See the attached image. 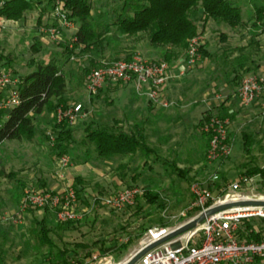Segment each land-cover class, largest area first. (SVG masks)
I'll use <instances>...</instances> for the list:
<instances>
[{"label": "rangeland", "instance_id": "rangeland-1", "mask_svg": "<svg viewBox=\"0 0 264 264\" xmlns=\"http://www.w3.org/2000/svg\"><path fill=\"white\" fill-rule=\"evenodd\" d=\"M88 1L97 23L100 21L99 16L109 22L108 13L121 0ZM242 2L243 26L239 27L240 33L244 32L242 39L239 40L236 34L216 36L215 41H212L211 51L217 57L209 65L206 62L204 64L203 57L192 70L199 72L204 67L199 75L208 81H203L201 87H208L206 82H219L214 92L211 91V96L216 98V107L209 117L216 115L229 120L231 153L226 159L212 163L207 162L206 142L202 140L200 144L197 133L193 138L197 141L192 140L191 144L186 140L185 133L177 132L172 143L174 145L167 151H161L159 157H146L139 152L129 157L127 163L124 160L126 156L99 159L93 146L81 143L84 130L90 124L95 128L115 131L117 128L125 130L124 126L136 121L140 104L144 103L146 97L143 93L138 94L132 83H111L95 94H88L84 89V82L89 71L103 61L128 59L134 54L147 56L144 49L160 48L162 54L164 48L151 45L145 34L127 38L112 30L102 49L84 51L81 46L74 48V35L78 26L74 22L69 24L54 17L51 11L42 16L38 10L28 11L19 21L0 19V53L11 61L10 67L0 65V71L18 78L30 73L35 64L55 60L67 79L64 96L66 106L82 105L81 116L74 124L67 126L70 141L65 154L58 156L53 143L45 139L48 133H52L54 139L57 136L54 110H47L34 117L38 142L13 140L0 145V217H6L1 223L14 228L13 239L8 238L7 247L6 242L3 243L5 258L9 264H62V259L68 260L69 264H76L75 260L82 259L87 264L93 254L101 253H108L115 262L122 261L137 247L148 229H174L194 216L195 212L189 211L193 201L189 190L192 183L205 185L214 196H220L228 191L233 182L247 176L245 172L248 168H264V113L258 106L244 108L236 104L230 107L226 105L245 75H264V71H252L242 73L236 79V73L231 72L235 63L229 58L235 55V48L242 49L244 56L252 61V65L247 63L250 68L264 66V35L253 37L248 31L254 21L253 10L264 3V0ZM236 3L240 5L239 2ZM223 26L228 28L225 24ZM51 29L56 31L54 36L47 33ZM66 46L68 50H73L69 57L64 53ZM176 53L173 65L179 67L185 52L177 49ZM179 79L180 82L184 81L183 77ZM222 79L227 87H223ZM7 94L8 89H0V99ZM177 104L174 101L168 109L178 107ZM221 106L228 109V115L224 114ZM150 135L147 126V141ZM244 135L250 138L248 153L243 147ZM148 144L150 145L149 141ZM62 156H67L69 162L66 167L59 168L58 162ZM163 156L169 162H175L182 173L171 171V167L164 163ZM124 163L126 169L120 167ZM7 174H11L13 178L5 177ZM59 174L62 179L58 177ZM76 177L82 178L81 202L77 200L76 208L80 217L76 221L59 222L48 210L20 209L24 189L31 187L44 190V184L45 190L58 191L68 185L73 187ZM249 178V191L264 195V179L260 176ZM54 187L58 190L53 189ZM126 188L140 191L133 205L120 210L106 206L107 199ZM145 192L154 196L152 203L142 197ZM182 213L185 214L184 217L181 216ZM40 220L44 221L49 230L52 248L39 242L36 223ZM248 223L254 230L264 234V220L257 219ZM244 227L245 225L241 226V231ZM107 248L112 249L105 252ZM260 264H264V259H261Z\"/></svg>", "mask_w": 264, "mask_h": 264}, {"label": "built area", "instance_id": "built-area-1", "mask_svg": "<svg viewBox=\"0 0 264 264\" xmlns=\"http://www.w3.org/2000/svg\"><path fill=\"white\" fill-rule=\"evenodd\" d=\"M6 1L0 0V8ZM51 13L54 17L73 24L62 3L56 2ZM47 33L54 36L56 31L51 29ZM203 41L201 34H197L188 41L184 59L176 73L178 78L186 76L202 61ZM170 78L168 62L150 60L141 54H134L128 59L103 61L89 71L84 83L85 91L88 94H95L111 83H132L136 92L145 94L152 106L168 109L173 105V102L165 98L163 87ZM17 83L18 78H12L0 71V89H8L5 98L0 99L2 119H5L10 109L18 104V93L15 90ZM236 98L242 107L258 106L264 113V75H245L238 86ZM81 114V104H73L66 108L63 105H58L55 111V121L58 124L63 121L74 124ZM199 130L207 137L208 144L205 151L207 162H218L229 157L231 147L227 118L213 115L199 126ZM47 135L49 141L53 143L52 133ZM68 162L69 158L62 156L58 162L59 168L66 167ZM58 177L62 179L61 174ZM250 182L251 179L248 176H243L233 182L228 191L220 196H214L213 192L205 185L197 182L192 183L189 190L193 201L189 211H194L195 214L187 222L204 214L207 210L223 204L264 203L263 194L249 191L247 186ZM139 193L140 191L136 188H126L114 197L107 199L105 204L113 210H120L133 205ZM20 205L22 210L26 208L48 210L54 214L57 221L63 223L76 221L80 217L76 209L77 196L71 185L58 191L28 187L23 191ZM181 216L184 217L185 214L182 213ZM257 219L264 220V204L235 206L221 210L205 216L202 223L195 228L150 249L134 264H254L257 259H264V239L247 241L239 236V230L245 222ZM4 220L6 217H0V223ZM177 228L154 227L148 229L137 247L122 261L115 262L108 253H101L93 254L86 263L128 264L139 252L167 238Z\"/></svg>", "mask_w": 264, "mask_h": 264}, {"label": "trees", "instance_id": "trees-1", "mask_svg": "<svg viewBox=\"0 0 264 264\" xmlns=\"http://www.w3.org/2000/svg\"><path fill=\"white\" fill-rule=\"evenodd\" d=\"M56 2L63 4L68 12V18L78 26L74 35V48L81 46L84 51L102 49L106 37L111 34L112 30L127 38H137L145 34L151 45L164 48L162 60L166 62L176 59L177 49L185 52L188 41L197 34H201L199 25L207 20L232 28L243 26L242 9L240 5H237L236 0H121L108 13L109 22H105L99 16L100 21L97 23L93 18L92 6L88 0H7L0 8V19L19 21L26 12L32 10H38L42 16L47 11H51ZM251 27L253 36L264 34V3L254 9V21ZM64 53L69 57L73 50H68L66 46ZM202 53L204 54L203 49ZM0 65L11 66V61L1 53ZM33 68L27 75L18 77L15 87L18 93V104L10 109L5 119H2V115L0 116V145L13 140L32 142L36 135L34 117L47 110L56 111L60 104L67 107L64 102L67 79L55 60L35 64ZM238 78L239 76L236 75V79ZM224 111V114L228 115L227 110L224 109ZM67 126L66 121L61 124L55 121L54 124L57 136L52 146L58 156L65 154L68 149L70 130ZM45 139L49 141V136L46 135ZM243 139L244 150L248 153L250 138L244 135ZM81 143L93 146L97 157L104 160L116 156H133L139 152L149 157L153 151L140 131V127L125 130L117 128L111 131L95 128L90 124L84 130ZM163 161L171 167V171L177 174L182 173L175 162H169L167 159ZM245 175L260 176L264 179V168L250 167ZM5 177L13 178L11 174ZM81 185L82 178L76 177L73 187L79 202H81ZM42 189L45 190L44 184H42ZM142 197L148 203L153 202L154 196L148 192H145ZM243 225H245L244 230H239L241 238L247 241L264 239V234L254 230L248 222ZM36 227L39 242L52 248L53 243L48 237L49 230L44 221H38ZM111 249L107 248L104 251L109 252ZM61 255L64 256V254ZM75 262L84 264L82 259H77ZM256 263L260 264L261 259H257ZM0 264H7L1 256ZM62 264H69V261L62 259Z\"/></svg>", "mask_w": 264, "mask_h": 264}, {"label": "crops", "instance_id": "crops-1", "mask_svg": "<svg viewBox=\"0 0 264 264\" xmlns=\"http://www.w3.org/2000/svg\"><path fill=\"white\" fill-rule=\"evenodd\" d=\"M243 0H236V2H239L241 9H242V20H243V12H244V6H243ZM254 13V10H253ZM240 27V26H239ZM239 27H229L226 28L223 26L222 23H216L212 20H207L204 24L199 25V33L203 36V57H204V64H208L211 60H214L215 57H217L213 52L211 51V44L212 41L214 42L217 38L216 36H220L221 34L231 36L233 34L238 35L239 40L242 39V35L244 32L240 33ZM249 33L253 35V28L250 26L248 28ZM264 35V34H262ZM257 35H254L255 37ZM233 50L230 52L232 53ZM144 52L147 56L146 58L150 60H162L161 59V49L160 48H154L152 50H145ZM235 55L231 56L229 59L234 61V69L231 70L232 73H236L237 76H240L242 73H250L252 71H264V66L260 65L258 67L250 68L249 65H252V61H250L247 56H244V52H242V49L235 48L234 51ZM206 62V63H205ZM249 63V65H247ZM170 66V79L166 83V85L163 87V94L165 98L170 100L171 102L174 101L178 102L177 106L173 109H162L159 107L152 106L147 99H144V103L140 104L138 116L136 118V121L133 123H129V125H126V129L129 128H137L140 127V131L144 134L146 141V129L147 126L150 130V138L149 147L153 150L150 153V156H156L159 157V153L162 151H167L172 147L174 144V138L175 133L182 132L186 134V140L191 142L197 141L193 140L195 138V133L197 137L199 136V143L201 144L202 140H204L206 143L207 148V137L199 132V126L207 120V118L212 114V112H215L216 107V98L211 96L212 92L215 90V86L219 85V82L213 83V82H206L208 87H201V84L203 81H208V79H203L199 74L202 72L203 68L197 71H192L188 73L186 76H184V81H181L176 76L178 66H174L175 60L168 62ZM214 65V64H212ZM248 71V72H246ZM223 87H227L226 82L222 79ZM107 86V85H106ZM85 87V83H84ZM210 87V88H209ZM204 88V89H203ZM85 89V88H84ZM238 87H236L235 92L232 95V99H230L227 102V106L230 107L234 104L241 106L238 99L236 98V92ZM242 107V106H241ZM226 109L224 106H221V109ZM248 110V109H247ZM203 116L205 117L203 119ZM231 131V130H230ZM229 131V132H230ZM194 132V133H193ZM199 132V133H198ZM38 138V135H35L34 140L31 143H34V141ZM193 140V141H192ZM147 141V143H148ZM36 142H38L36 140ZM206 151V149H205ZM129 157H132L131 155L124 157L125 163L128 162ZM162 158H165L163 156ZM120 164L121 168L126 169V164ZM53 189H56L54 187ZM54 215V214H53ZM14 228L12 229L9 224L1 223L0 224V256L4 258L5 262L9 264L5 258V250L4 245L7 247L8 238L13 239V232ZM10 241V240H9ZM11 243H8L10 245Z\"/></svg>", "mask_w": 264, "mask_h": 264}, {"label": "water", "instance_id": "water-1", "mask_svg": "<svg viewBox=\"0 0 264 264\" xmlns=\"http://www.w3.org/2000/svg\"><path fill=\"white\" fill-rule=\"evenodd\" d=\"M264 203H258V202H240V203H230V204H223L220 206H216L214 208H211L209 210H207L204 214H200L197 218L183 224L182 226L178 227L177 229H175L167 238L156 242L154 244H152L151 246H148L147 248H145L144 250H142L141 252H139L136 256H134L131 261L128 264H134L135 262L138 261V259L147 251H149L150 249L156 247L157 245H159L160 243L167 241L171 238H174L182 233H185L193 228H195L197 225L201 224L202 221L204 220L205 216H209L212 215L214 213H217L221 210H225L231 207H235V206H243V205H263Z\"/></svg>", "mask_w": 264, "mask_h": 264}]
</instances>
